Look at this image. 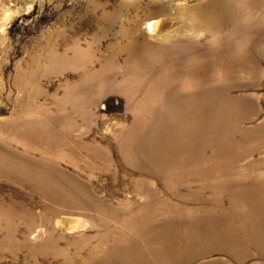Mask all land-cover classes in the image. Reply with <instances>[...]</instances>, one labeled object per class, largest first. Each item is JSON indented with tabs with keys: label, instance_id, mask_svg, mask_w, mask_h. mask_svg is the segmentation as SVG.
<instances>
[{
	"label": "rangeland",
	"instance_id": "rangeland-1",
	"mask_svg": "<svg viewBox=\"0 0 264 264\" xmlns=\"http://www.w3.org/2000/svg\"><path fill=\"white\" fill-rule=\"evenodd\" d=\"M206 1L0 0V264H264V0Z\"/></svg>",
	"mask_w": 264,
	"mask_h": 264
},
{
	"label": "bare ground",
	"instance_id": "bare-ground-1",
	"mask_svg": "<svg viewBox=\"0 0 264 264\" xmlns=\"http://www.w3.org/2000/svg\"><path fill=\"white\" fill-rule=\"evenodd\" d=\"M229 2H231V0L230 1L227 0V1L214 2L215 5H213L212 0L206 1L205 2L206 6L204 7V9L197 11L198 17H196V18H198V19H195L192 17L193 18L192 25L195 28H201L204 31H208L209 33L211 32L213 34L217 33V35H218V32H220L222 29H224L223 26L225 24L229 25L230 22H233L234 21L233 18L236 16V12L233 9H231ZM144 28L146 29V31H148L150 33L155 32V34H153V36H156V35L159 36L162 34V32H160V33L158 32L156 34L157 29H156V21L155 20L146 21ZM232 29H235V27L233 26ZM222 36H225V35L222 34ZM235 37H236V35H235ZM171 39L174 40L172 35L170 36V38L168 40H171ZM133 42H136L135 39H133L132 42H130V44L128 45L129 49L134 50V49H138L139 46H142V44L136 46L135 45L136 43L134 44ZM141 43H143V46L150 45L149 43L144 42V41H142ZM238 51H239L238 46L234 42L230 43V45L227 43L222 45L221 43L217 42L216 43V52H215V62H216L217 69L223 68V70L226 74H229L233 69L236 71L237 67L239 66V65H237L239 62H238V57L236 55V53H238ZM241 54H243V53H241ZM241 54H239V55H241ZM245 58H247V55Z\"/></svg>",
	"mask_w": 264,
	"mask_h": 264
}]
</instances>
